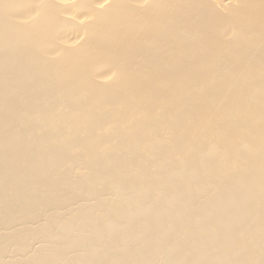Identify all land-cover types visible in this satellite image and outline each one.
Returning <instances> with one entry per match:
<instances>
[{"label": "bare ground", "instance_id": "6f19581e", "mask_svg": "<svg viewBox=\"0 0 264 264\" xmlns=\"http://www.w3.org/2000/svg\"><path fill=\"white\" fill-rule=\"evenodd\" d=\"M0 264H264V0H0Z\"/></svg>", "mask_w": 264, "mask_h": 264}]
</instances>
